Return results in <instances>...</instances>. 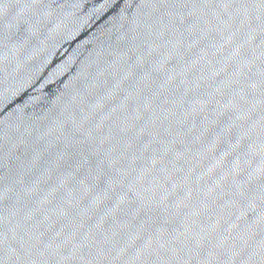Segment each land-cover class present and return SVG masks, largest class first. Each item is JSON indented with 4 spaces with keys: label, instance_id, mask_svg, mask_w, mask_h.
<instances>
[{
    "label": "water",
    "instance_id": "obj_1",
    "mask_svg": "<svg viewBox=\"0 0 264 264\" xmlns=\"http://www.w3.org/2000/svg\"><path fill=\"white\" fill-rule=\"evenodd\" d=\"M0 264H264V0H0Z\"/></svg>",
    "mask_w": 264,
    "mask_h": 264
}]
</instances>
